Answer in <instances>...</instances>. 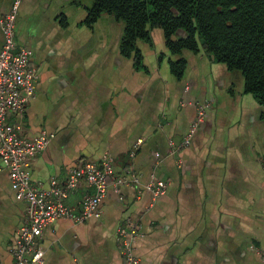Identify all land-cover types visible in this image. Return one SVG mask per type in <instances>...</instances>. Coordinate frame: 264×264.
Here are the masks:
<instances>
[{
    "label": "crops",
    "instance_id": "0c3cea01",
    "mask_svg": "<svg viewBox=\"0 0 264 264\" xmlns=\"http://www.w3.org/2000/svg\"><path fill=\"white\" fill-rule=\"evenodd\" d=\"M13 1L0 0V21ZM93 4L24 0L20 6L17 44L39 74L22 117L24 136L55 135L28 167L34 183L46 187L109 154L115 178L130 179L132 170L139 181L110 184L99 218L50 223L40 239L42 264H124L119 232L129 231L130 221L140 233L139 264H264V104L245 90L240 70L204 50L173 53L160 28L138 41L137 62L123 52L122 21L105 13L87 21ZM183 36L178 31L175 39ZM180 58L186 67L179 78L171 62ZM207 102L203 123L179 146L197 106ZM158 180L167 192L153 200L147 184ZM92 192L83 184L67 204L78 210ZM26 207L0 160V264H14L11 248Z\"/></svg>",
    "mask_w": 264,
    "mask_h": 264
},
{
    "label": "built area",
    "instance_id": "2783aa9c",
    "mask_svg": "<svg viewBox=\"0 0 264 264\" xmlns=\"http://www.w3.org/2000/svg\"><path fill=\"white\" fill-rule=\"evenodd\" d=\"M24 0H14L9 11L0 21L3 45L0 48V160L8 170L11 187L17 200L27 204V219L16 232L11 253L14 264H42L45 251L40 239L50 224L61 218L77 223L85 222L102 215L101 203L107 194L109 185L119 186L127 182L139 181L134 172L128 171L131 178L114 177L115 163L111 155H105L100 162L88 161L70 168L62 178H52L48 186L34 183L28 167L30 158L41 154L54 138L53 133L42 131L35 138L24 136L23 116L30 99L36 94L39 74L29 66V51L19 47L16 38L17 18ZM209 102L197 106L196 117L190 130L179 146L187 145L191 137L204 121ZM18 116L11 120L9 113ZM141 143L134 145L133 156ZM114 181L111 182L113 180ZM83 184L94 187V192L86 193L79 209L67 204L68 198ZM147 189L152 192L153 200L167 192V183L163 180L150 182ZM129 231L122 228L124 264H139L140 258L135 252L134 240L140 235L135 222H129ZM264 257V255H263Z\"/></svg>",
    "mask_w": 264,
    "mask_h": 264
},
{
    "label": "trees",
    "instance_id": "16d2710c",
    "mask_svg": "<svg viewBox=\"0 0 264 264\" xmlns=\"http://www.w3.org/2000/svg\"><path fill=\"white\" fill-rule=\"evenodd\" d=\"M124 23L122 49L139 62V40H151V30H163L169 49L204 52L229 69L240 70L245 90L264 104V0H94L87 17L103 14ZM178 31L185 36L175 39ZM186 60L171 62L182 77Z\"/></svg>",
    "mask_w": 264,
    "mask_h": 264
}]
</instances>
